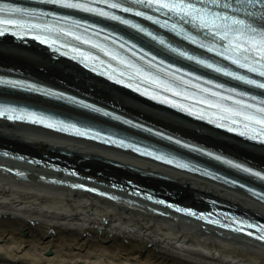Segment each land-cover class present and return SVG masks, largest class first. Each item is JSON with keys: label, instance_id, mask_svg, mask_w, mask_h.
<instances>
[{"label": "bare ground", "instance_id": "obj_1", "mask_svg": "<svg viewBox=\"0 0 264 264\" xmlns=\"http://www.w3.org/2000/svg\"><path fill=\"white\" fill-rule=\"evenodd\" d=\"M0 73L79 95L143 120L157 132L194 140L264 170V146L142 99L55 58L35 42L0 38ZM6 99L98 126L109 124L114 127L106 130L114 141L119 133L137 134L80 105L2 87L0 105ZM181 156L180 164L191 166L196 158L195 167L204 174L225 175L221 164L195 153ZM188 206L197 215L212 207L264 220V202L229 183L130 150L0 118V264H264L263 240L178 210Z\"/></svg>", "mask_w": 264, "mask_h": 264}, {"label": "snow or ice", "instance_id": "obj_2", "mask_svg": "<svg viewBox=\"0 0 264 264\" xmlns=\"http://www.w3.org/2000/svg\"><path fill=\"white\" fill-rule=\"evenodd\" d=\"M50 2L67 8L96 12L102 16L121 21L146 33L184 57L198 60L200 64L210 67L217 72L264 89V0H124V2H120V0H50ZM98 2H102L105 5L110 4V8L95 6ZM129 3L132 6H127ZM143 7L155 9L157 13H163L165 16L172 15L174 18H178V22L176 24H172L171 22L165 23L160 19L159 15H150L149 12L142 11L141 8ZM111 9H123L124 12L136 13L141 17H147L157 24H162L165 28L172 29L173 32L178 30V34L181 36H184L187 32V39L193 43H199L201 47L217 53L220 57H224L240 68L248 69L250 73H258L259 78H254L249 74L222 66L219 62L190 56L188 51L179 47L173 48V45L168 43L163 37L156 35L137 21L119 15ZM40 13L41 10L39 9L24 8L16 3L0 0V35L4 34V32H15L17 36L32 35L35 30L41 29L48 33V37H53L56 33L61 32L70 36H77L75 31H69L66 27L61 28L59 25H46L37 23L34 20L20 18L39 15ZM52 15L55 16L56 14L52 13ZM185 25L191 26L193 31L198 32V35L193 37L192 32H189ZM48 37L36 36V39H43L45 44L58 42V40ZM77 38L82 39L83 37L77 36ZM109 39L111 40V37ZM85 43L91 44L93 41L85 39ZM116 44H120L119 39L116 40ZM130 46L131 41H128L125 47H128L130 50ZM96 47L104 48L109 56H115L117 60H122L125 64L129 63L127 59L120 56L118 51L109 50L101 44H97ZM80 51L83 50L81 49ZM148 56H151V53H148ZM141 75L146 76L149 80L155 79L161 87L166 86L164 81H161L158 77H153L149 72H141ZM113 79H115V76H113ZM0 82L10 83V81ZM120 83H124V81L121 80ZM17 84L28 86L22 82H17ZM31 87L36 88V85H31ZM197 87L200 86L197 85ZM220 87L223 88V85H220ZM37 90L46 91L48 95H58V93L51 89L38 88ZM168 90L173 91L174 89L169 86ZM203 91L211 93L213 89L204 88ZM236 91V89H232L233 93ZM149 94L145 92V95ZM178 95H183V93H178ZM215 95L224 96V93L217 92ZM244 95L251 97V93H244ZM73 99L75 100V98ZM225 99L235 101L234 104L221 105L217 103L215 105L217 108L222 107L224 109L226 113L225 119H231L234 116L236 119L233 122L238 125H244L245 129H247L242 134L249 135L251 131L253 139L264 140V98H260L256 103H250L247 99H238L235 95L225 97ZM76 102L81 103L78 100ZM165 102L173 103L177 107L180 106L176 101L170 99H166ZM205 102L210 103V101ZM86 106L94 108L97 111H104L103 109H97L95 105ZM8 111H11V109H8ZM5 114L4 110H0V116H4ZM12 118L15 119V117ZM23 118L21 117V119ZM29 119L40 120L41 123L45 122L43 118L36 115L30 116ZM128 123H132V121H128ZM52 126L56 127L55 124ZM222 126L228 127V124L225 123ZM70 127L77 128L76 125H70ZM232 131H241V129L233 127ZM84 134L87 135L88 133L84 132ZM160 135H163V133H160ZM180 143H183V141H180ZM188 146L193 147L192 145ZM200 150L203 151V149ZM209 154L215 155L214 153ZM161 159H164V157H161ZM219 159L225 160V157L221 156ZM226 162L264 179V172H257L253 168L245 167L244 164H237L235 161L226 160ZM183 210L192 211L191 209ZM237 223H241V221L237 219ZM243 223L247 222L244 221ZM228 226L231 227L232 225ZM253 227L256 226L253 225ZM261 228L264 230V226H261ZM252 235H256V233H252ZM259 239L264 240V235H260Z\"/></svg>", "mask_w": 264, "mask_h": 264}]
</instances>
